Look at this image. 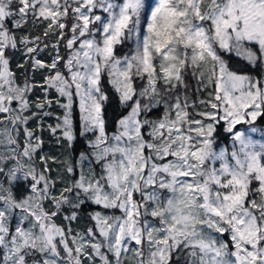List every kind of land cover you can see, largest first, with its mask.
<instances>
[{"label": "snow or ice", "instance_id": "obj_1", "mask_svg": "<svg viewBox=\"0 0 264 264\" xmlns=\"http://www.w3.org/2000/svg\"><path fill=\"white\" fill-rule=\"evenodd\" d=\"M0 264H264V0H0Z\"/></svg>", "mask_w": 264, "mask_h": 264}, {"label": "rangeland", "instance_id": "obj_2", "mask_svg": "<svg viewBox=\"0 0 264 264\" xmlns=\"http://www.w3.org/2000/svg\"><path fill=\"white\" fill-rule=\"evenodd\" d=\"M50 122L54 123V121H50ZM45 136L47 137V133H45ZM45 149H46V151L49 152L50 155H55L57 157L61 156L60 148L54 142H52L50 139H46Z\"/></svg>", "mask_w": 264, "mask_h": 264}]
</instances>
